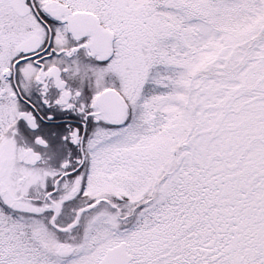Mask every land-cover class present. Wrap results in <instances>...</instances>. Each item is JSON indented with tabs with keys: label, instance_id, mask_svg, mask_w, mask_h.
<instances>
[{
	"label": "snow or ice",
	"instance_id": "obj_1",
	"mask_svg": "<svg viewBox=\"0 0 264 264\" xmlns=\"http://www.w3.org/2000/svg\"><path fill=\"white\" fill-rule=\"evenodd\" d=\"M0 264H264V0H0Z\"/></svg>",
	"mask_w": 264,
	"mask_h": 264
},
{
	"label": "flooded vegetation",
	"instance_id": "obj_2",
	"mask_svg": "<svg viewBox=\"0 0 264 264\" xmlns=\"http://www.w3.org/2000/svg\"><path fill=\"white\" fill-rule=\"evenodd\" d=\"M87 95V93H86ZM20 107L22 111L30 110L32 105H36L40 109L41 113H47L50 111L45 108L41 102V96L36 87H32L29 91H21L19 99ZM58 119L60 123L57 125L52 124V122L38 121L40 123V129L38 131H32L24 121H18L17 123V143L19 146L33 147L34 150L40 151L39 147L34 145V139L36 135H42L49 140L50 144L59 142V135L65 131V124L68 122L78 123L79 117L73 114H59ZM55 131L57 136L52 137L51 133Z\"/></svg>",
	"mask_w": 264,
	"mask_h": 264
},
{
	"label": "rangeland",
	"instance_id": "obj_3",
	"mask_svg": "<svg viewBox=\"0 0 264 264\" xmlns=\"http://www.w3.org/2000/svg\"><path fill=\"white\" fill-rule=\"evenodd\" d=\"M16 128H17V126H16ZM18 132H19V129L17 130ZM17 137V136H16Z\"/></svg>",
	"mask_w": 264,
	"mask_h": 264
}]
</instances>
